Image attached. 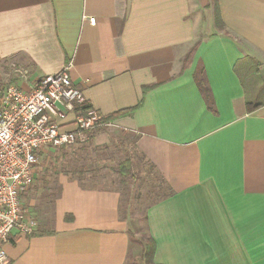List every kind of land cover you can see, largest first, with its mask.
<instances>
[{
	"label": "crops",
	"instance_id": "crops-1",
	"mask_svg": "<svg viewBox=\"0 0 264 264\" xmlns=\"http://www.w3.org/2000/svg\"><path fill=\"white\" fill-rule=\"evenodd\" d=\"M216 6L223 26L214 0H0L4 88L68 65L87 105L128 110L107 129L129 135L166 187L137 230L119 190L61 176L51 216L31 207L33 232L9 233L7 264H147V237L150 264H264V104L247 111L246 63L235 70L250 56L264 82V0Z\"/></svg>",
	"mask_w": 264,
	"mask_h": 264
},
{
	"label": "built area",
	"instance_id": "built-area-1",
	"mask_svg": "<svg viewBox=\"0 0 264 264\" xmlns=\"http://www.w3.org/2000/svg\"><path fill=\"white\" fill-rule=\"evenodd\" d=\"M84 17L94 24L95 17ZM67 69L40 77L29 90L8 84L0 94V264H7L2 245L11 230L29 234L37 226L22 197L42 171L47 148L73 145L88 131L113 125L86 104Z\"/></svg>",
	"mask_w": 264,
	"mask_h": 264
},
{
	"label": "rangeland",
	"instance_id": "rangeland-1",
	"mask_svg": "<svg viewBox=\"0 0 264 264\" xmlns=\"http://www.w3.org/2000/svg\"><path fill=\"white\" fill-rule=\"evenodd\" d=\"M4 86L5 81L0 79V93ZM85 136L83 141L64 149L47 148L41 159L42 171L22 197L23 205L29 209L33 207L41 219L49 218L51 201L54 202L59 190V178L67 176L87 187L100 185L119 190L121 207L126 208L129 216L131 213L132 218H137L135 229L144 228L142 217L145 207L166 187H162L154 170L133 150L129 135L112 129L94 128ZM126 157L132 158V173L121 183L117 165ZM127 222L133 229L131 218Z\"/></svg>",
	"mask_w": 264,
	"mask_h": 264
},
{
	"label": "trees",
	"instance_id": "trees-1",
	"mask_svg": "<svg viewBox=\"0 0 264 264\" xmlns=\"http://www.w3.org/2000/svg\"><path fill=\"white\" fill-rule=\"evenodd\" d=\"M214 2H215V9H214L215 24L217 26H223V23L220 20L218 9L216 6V0H214ZM242 63H246V66H245L243 72L245 73V71H246V74H248V77L246 79L244 78L245 81L244 80L242 81L243 86H245V93H246L245 105H246L247 111H252L253 109L264 104V95H261V93H263V91H264V88H263L264 82L261 81V75L258 73V70L256 67L257 62L252 57L246 56V57L240 58L235 63V70L236 71L238 68L237 66L242 64ZM251 68H253V72H252ZM249 74H250V76H249ZM194 80H195V83H196L199 91L201 92V95L203 96V99L205 101L207 109L211 110L213 113H216V110H215L214 105H213V98L211 95V91H210L209 85H208V83H207V81L203 75L202 68H199L195 71ZM256 83H259V85L257 86ZM250 89L252 91H250V93H249L248 90H250ZM84 106H86V105H84ZM127 111L128 110H120V111L114 112L108 116H105L104 119L113 120L115 117H117L123 113H126ZM66 146H68V145H61V146H58L56 148L64 149ZM140 157L142 158L141 155H140ZM117 166H118V174L120 176V182L124 183L126 181V178L128 177V175H131V173H132V158L126 157L125 159L121 160ZM149 167L152 168L150 164H149ZM158 178H159L160 182L163 183V179L160 178L159 176H158ZM153 250H154V241L152 240L151 237H147L143 242V253H144L143 255H144V258H145L147 264H150L152 262Z\"/></svg>",
	"mask_w": 264,
	"mask_h": 264
}]
</instances>
